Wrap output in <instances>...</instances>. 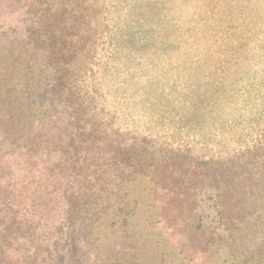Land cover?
Masks as SVG:
<instances>
[{"label":"rangeland","instance_id":"1","mask_svg":"<svg viewBox=\"0 0 264 264\" xmlns=\"http://www.w3.org/2000/svg\"><path fill=\"white\" fill-rule=\"evenodd\" d=\"M113 5L112 32L99 46L107 64L104 82L118 92L122 114L131 105L134 116L119 117L118 123L134 127L129 133L135 136L150 130V145L172 150L168 155L175 159L161 161L163 153L146 145L140 164L127 168L125 159L105 191L86 205L96 212V259L103 262L98 264H123L122 247L132 257L125 264H236L250 247L264 248V195L230 235L210 179L212 169L220 168L216 164L237 159L240 147L262 138L264 60L254 64L261 72L257 83L253 66L246 71L242 65H216L212 51L254 49L264 56V0H115ZM16 23L17 14L5 12L0 27ZM19 62L7 55L3 64L22 69L25 62ZM9 98L15 110L20 93L12 91ZM154 100L156 124L146 117ZM178 152L193 157L192 164L178 160ZM196 161L213 163L204 171ZM204 243L219 246L206 252Z\"/></svg>","mask_w":264,"mask_h":264},{"label":"trees","instance_id":"2","mask_svg":"<svg viewBox=\"0 0 264 264\" xmlns=\"http://www.w3.org/2000/svg\"><path fill=\"white\" fill-rule=\"evenodd\" d=\"M113 2L0 0V20L5 12L17 14L15 25L0 27V264L103 263L96 259V212L86 205L105 191L125 159L127 168L138 166L148 146L163 153L161 161L175 159L168 155L172 150L150 145V130L146 136H133L129 129L134 127L118 123L119 117L134 116L131 105L122 114L118 92L106 89L104 82L107 64L99 46L113 29ZM7 55L17 56L25 66H4ZM212 55L216 65H242L246 71L253 66L252 79L260 82L254 64L264 56L254 49L213 50ZM12 91L21 97L15 110L10 107ZM155 100L146 116L153 124L160 119ZM261 129L262 138L240 147L237 159L212 169L211 187L230 235L264 195V124ZM174 156L185 164L193 162L188 154ZM211 163L197 162L204 171ZM246 187H252L248 193ZM238 217L235 225L232 219ZM202 246L209 252L219 244ZM254 249L234 262L263 264L264 248ZM126 250L119 249L123 264L132 259Z\"/></svg>","mask_w":264,"mask_h":264}]
</instances>
